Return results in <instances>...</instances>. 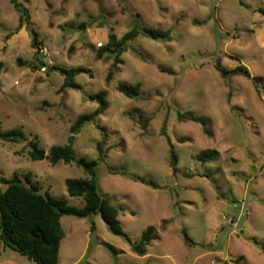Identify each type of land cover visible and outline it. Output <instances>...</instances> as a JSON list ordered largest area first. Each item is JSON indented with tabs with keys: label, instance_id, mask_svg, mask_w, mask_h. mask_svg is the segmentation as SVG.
Returning a JSON list of instances; mask_svg holds the SVG:
<instances>
[{
	"label": "rangeland",
	"instance_id": "rangeland-1",
	"mask_svg": "<svg viewBox=\"0 0 264 264\" xmlns=\"http://www.w3.org/2000/svg\"><path fill=\"white\" fill-rule=\"evenodd\" d=\"M17 1L51 64L18 66L19 59L44 61L24 42L4 56L0 132L20 130L25 142H0V193L1 179L17 174L27 183L28 176L41 195L81 209L65 181L88 176L74 164L30 160L27 144L37 141L46 154L66 145L78 116L98 107L88 96L107 93V109L83 127L73 149L77 159L98 161L99 191L120 208L127 237L114 235L99 215L64 216L58 264H264V0ZM10 5L0 0V45L17 23ZM136 17L171 38L138 36L107 82L113 59L96 53ZM240 64L259 78L257 86L233 73ZM53 67L88 72L74 79L80 89L61 91L64 79ZM119 83L138 85L140 97H125ZM184 112L203 119L210 135L179 121ZM205 151L218 156L197 160ZM150 227L156 238L137 256L131 246ZM0 264L34 263L0 240Z\"/></svg>",
	"mask_w": 264,
	"mask_h": 264
},
{
	"label": "trees",
	"instance_id": "trees-1",
	"mask_svg": "<svg viewBox=\"0 0 264 264\" xmlns=\"http://www.w3.org/2000/svg\"><path fill=\"white\" fill-rule=\"evenodd\" d=\"M13 8L19 14V26L25 27L31 36V46L37 50L42 43L38 35L31 26L30 16L26 8L17 0H10ZM136 17L134 27L126 32L121 38L113 33L107 37V44L98 49L96 58L102 59L108 55L113 59L111 68L106 76V81L110 82L113 76L118 72L122 64L121 55L126 52L128 45L138 36L142 35L151 40L167 41L171 38L170 31H161L158 29L143 28L140 26ZM18 66H32L39 69L40 66L47 68L46 64L34 58L27 63L20 59L17 60ZM3 70V64L0 62V75ZM63 76V85L61 91L65 89H80L74 79L80 74L88 71L84 68L62 69L53 67ZM234 74L242 75L251 80L255 86L259 83V78L251 76L248 69L241 65L233 71ZM119 93L129 99H138L140 97V88L138 85H129L119 83L116 86ZM106 91H100L97 94L89 95L91 101H96L98 107L90 114L78 116L75 122L69 128V137L64 146H53L46 154L38 146L37 141L27 144L28 156L32 161H48L51 165L64 163L65 165L74 164L81 168L88 176L87 179H67L65 181L66 191L70 198L82 199L83 207L77 209L71 207L66 201L50 196V194L41 195L39 189L31 185L28 176H25L27 183H24L19 175L14 174L10 179H1L6 185V189L0 193V240L4 247H8L19 255L27 258L34 264H58V255L61 241L65 238V232L61 226V219L64 216H71L78 219L90 218L99 215L110 231L121 237H127L123 232L119 222L120 208L112 204L107 198L101 195L98 187L97 167L98 161H87L84 158L77 159L73 149L75 138L83 127L94 123L107 109ZM179 121H192L200 124L204 134L210 135L206 122L196 117L191 112L178 113ZM0 142L20 144L25 142V135L20 130H9L0 132ZM101 145L98 143V150ZM218 156L217 152L205 151L197 155V160L207 163ZM177 157L172 151L171 166L175 167ZM137 180V179H136ZM138 182L145 183L141 180ZM149 184L150 183H145ZM156 236L153 228H147L141 235L138 242L131 246V251L137 256H145L148 246ZM112 249V247H109ZM115 252V251H113Z\"/></svg>",
	"mask_w": 264,
	"mask_h": 264
},
{
	"label": "crops",
	"instance_id": "crops-1",
	"mask_svg": "<svg viewBox=\"0 0 264 264\" xmlns=\"http://www.w3.org/2000/svg\"><path fill=\"white\" fill-rule=\"evenodd\" d=\"M10 6L13 8L12 4ZM19 17H20L19 14H18V17H14L17 20L16 25L13 27V29L8 34L2 36V43L0 45V62L3 64V70H2L1 75H0V83L1 84H2V79H1L2 73L5 69L4 56L7 53V51L11 50V49L13 50V48L19 47V44L21 42H24L26 44L31 43V41L29 39V35H28L24 26L21 27L19 30H17V28L19 26ZM39 41L43 42L41 40H39Z\"/></svg>",
	"mask_w": 264,
	"mask_h": 264
},
{
	"label": "built area",
	"instance_id": "built-area-1",
	"mask_svg": "<svg viewBox=\"0 0 264 264\" xmlns=\"http://www.w3.org/2000/svg\"><path fill=\"white\" fill-rule=\"evenodd\" d=\"M38 54L40 57L43 58V62L45 64H51V60L49 58V51L48 48L46 46H41L38 48Z\"/></svg>",
	"mask_w": 264,
	"mask_h": 264
}]
</instances>
